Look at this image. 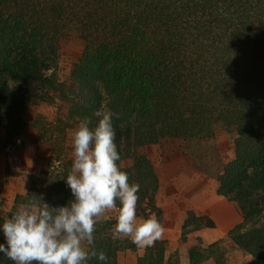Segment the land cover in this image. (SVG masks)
Here are the masks:
<instances>
[{
  "label": "trees",
  "instance_id": "obj_1",
  "mask_svg": "<svg viewBox=\"0 0 264 264\" xmlns=\"http://www.w3.org/2000/svg\"><path fill=\"white\" fill-rule=\"evenodd\" d=\"M72 36L83 53L70 82H60L50 71ZM51 92L60 101L54 120L40 112ZM102 106L115 114L120 170L140 185L136 215L160 224L161 179L148 147L211 138L217 123L235 131L234 157L217 177V193L240 211L228 235L251 257L244 264H264V0H0V152H20L28 128L51 147L43 176L31 178L8 215L0 201V223L41 196L53 207L72 200L66 133L89 118L94 128ZM96 220V251L119 264L118 252L137 246L114 236L113 221ZM215 224L190 211L181 240ZM168 250L169 241L158 239L136 264H171ZM210 256L188 249L191 264ZM215 260L225 264L221 253ZM0 264L13 262L0 255Z\"/></svg>",
  "mask_w": 264,
  "mask_h": 264
},
{
  "label": "clouds",
  "instance_id": "obj_2",
  "mask_svg": "<svg viewBox=\"0 0 264 264\" xmlns=\"http://www.w3.org/2000/svg\"><path fill=\"white\" fill-rule=\"evenodd\" d=\"M94 115V128L89 118L72 132V165L64 179L72 200L53 207L41 196L39 203L19 206L0 223V255L13 264H88L92 257L109 264L94 242L96 218L107 210L118 213L115 233L130 237L137 247H151L161 237L163 228L155 216H136L140 185L130 184L117 163L121 156L112 123L115 114L102 106Z\"/></svg>",
  "mask_w": 264,
  "mask_h": 264
},
{
  "label": "rangeland",
  "instance_id": "obj_3",
  "mask_svg": "<svg viewBox=\"0 0 264 264\" xmlns=\"http://www.w3.org/2000/svg\"><path fill=\"white\" fill-rule=\"evenodd\" d=\"M83 48V42L78 37L72 36L67 39L63 53L50 73L54 72L60 82L69 83L72 68L82 56ZM59 103L57 94L51 92L50 98L40 106L41 114L48 120H54L58 116ZM78 125L66 133L67 142L71 148L72 132ZM236 137L237 133L235 131L228 129L222 123H217L215 134L211 138L193 140L164 139L158 144L149 146V156L155 162L161 179L157 197L159 206L160 203L172 205L174 202H180L179 214H183L185 218L190 211L203 215L202 209L198 208V206L202 207L198 200L200 199L202 202L205 196L209 201L213 200L212 196L215 199L221 197L217 193V177L223 171V166L234 157ZM50 150V145L40 141L33 128H28L26 145L20 152L17 154L0 152V201L4 215L10 213L16 195L27 192L31 178L43 176ZM195 201L198 206L195 205ZM219 203L222 205L226 203L236 205L226 197L222 198ZM160 207L163 209L162 206ZM172 211L170 209L163 211L162 219L166 220V213L170 214L168 218H175ZM117 215V211L107 210L96 219L113 221L112 231L114 236L120 239H131L128 236L115 233L114 225ZM137 218L144 219L140 216H137ZM251 226L252 223L247 225L248 228ZM181 237L182 229L178 240L181 246H198L203 253L211 255L209 260L203 264H217L215 256L218 253L222 254L225 264H244L251 259L232 242L228 234L210 243L205 242L204 238L195 234L194 231L187 233L185 241H182ZM191 237L192 240L190 241ZM125 250L118 252L121 259L119 264H124L127 261L126 256H123ZM167 255L171 264L180 262L179 248L174 250L173 248L170 249L169 246V254Z\"/></svg>",
  "mask_w": 264,
  "mask_h": 264
},
{
  "label": "crops",
  "instance_id": "obj_4",
  "mask_svg": "<svg viewBox=\"0 0 264 264\" xmlns=\"http://www.w3.org/2000/svg\"><path fill=\"white\" fill-rule=\"evenodd\" d=\"M222 198H224V196H221L219 199H215V197L212 196L213 200L209 201V199H207V196H205L202 202L200 199L198 200L202 207L198 206V204H196L197 202L195 201V205L198 206V208L202 209L203 215L210 216L211 218H213V220L216 223L215 227L212 228L204 227L194 231V233L197 234L198 236H202L205 242L210 243L220 238H223L226 234H228V230H230L233 226H235L238 222L241 221V215L238 207H236V205H233L231 203H226L224 205L220 204L219 201ZM160 204H161L160 206H162L163 208L162 211L164 212L168 211L169 209L173 210L172 212L175 218H168L170 214L167 213L165 214L166 220L162 219V223H161V226L163 228V233L159 239H167L169 241L170 249L173 248L174 250H177L179 248L180 262L176 264H191L188 257V249L190 248V246L189 247L181 246L178 243V240L181 236L182 223L185 220V216H183V214L182 215L179 214L180 202H174L172 203V205H169L168 203H164V204L160 203ZM180 211H182V209H180ZM173 216L171 215V217ZM138 220H142V219L138 218ZM191 240L192 237L190 241ZM145 250L146 247L145 248L136 247V249H130V248L126 249L125 252L123 253V256L124 257L126 256L127 261H125L124 264H136L138 257L143 256ZM168 254H169V250H168ZM118 262L121 263L120 255H118Z\"/></svg>",
  "mask_w": 264,
  "mask_h": 264
}]
</instances>
